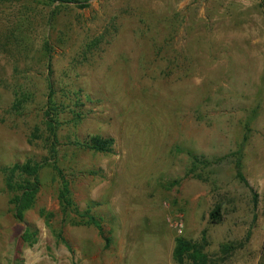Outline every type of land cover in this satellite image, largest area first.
<instances>
[{
	"label": "rangeland",
	"instance_id": "374dc122",
	"mask_svg": "<svg viewBox=\"0 0 264 264\" xmlns=\"http://www.w3.org/2000/svg\"><path fill=\"white\" fill-rule=\"evenodd\" d=\"M177 237L264 264V0H0V264H189Z\"/></svg>",
	"mask_w": 264,
	"mask_h": 264
},
{
	"label": "trees",
	"instance_id": "16d2710c",
	"mask_svg": "<svg viewBox=\"0 0 264 264\" xmlns=\"http://www.w3.org/2000/svg\"><path fill=\"white\" fill-rule=\"evenodd\" d=\"M50 2H60V3H78V0H47ZM113 142L112 138H101L95 136L91 139V143L89 145L90 148L95 149L97 151H110V146ZM41 163H31L30 161H26L23 164H15L11 170L9 179L7 180L8 187L13 190L14 194L12 197V202L14 204V215L17 219L23 220L24 211L30 209L35 201L37 192L39 190V177L38 172L41 168ZM56 168V167H55ZM57 172L61 173L58 168ZM15 170L19 171V174L22 176L19 181H12L13 173ZM235 170L236 176L241 180H245L243 173L241 172V163L240 159H237L235 162ZM61 188L59 190V201L61 206L66 208L74 209L76 213L77 210L72 205V200L70 198V189L68 182L61 177ZM221 207L217 206L210 213V217L212 222H217L221 219L220 216ZM87 223L93 224L99 232L102 231L101 224L99 220L90 214H86ZM21 239L24 242H28L30 244L36 241L35 232L31 231L29 228L24 229L21 234ZM173 259L178 263H183L185 259H188L189 264H207L208 255L203 251V247L197 242H192L190 240H186L182 237L176 238V243L172 253Z\"/></svg>",
	"mask_w": 264,
	"mask_h": 264
}]
</instances>
